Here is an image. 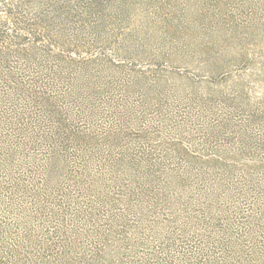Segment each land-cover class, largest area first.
I'll return each instance as SVG.
<instances>
[{
	"label": "rangeland",
	"instance_id": "374dc122",
	"mask_svg": "<svg viewBox=\"0 0 264 264\" xmlns=\"http://www.w3.org/2000/svg\"><path fill=\"white\" fill-rule=\"evenodd\" d=\"M57 2L81 68L0 165V264H264V0Z\"/></svg>",
	"mask_w": 264,
	"mask_h": 264
},
{
	"label": "trees",
	"instance_id": "16d2710c",
	"mask_svg": "<svg viewBox=\"0 0 264 264\" xmlns=\"http://www.w3.org/2000/svg\"><path fill=\"white\" fill-rule=\"evenodd\" d=\"M70 16L57 0H0L1 166L8 168L23 159L31 167L37 164L24 151L37 143L28 132L36 115H44L48 119L45 123H57L54 128L62 133L64 120L58 98L66 85L64 74L69 70L76 74L81 68L74 57L77 51L67 41ZM44 138L55 139L52 135ZM52 153L45 154L46 166L60 159ZM49 167L45 168L47 180L51 178ZM30 238L27 232L25 241ZM4 241L1 237L0 249L5 253L21 252V245L5 248Z\"/></svg>",
	"mask_w": 264,
	"mask_h": 264
}]
</instances>
